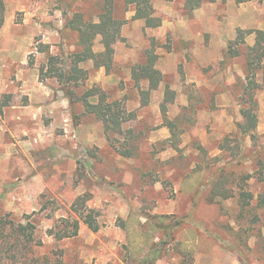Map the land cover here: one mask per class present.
Returning a JSON list of instances; mask_svg holds the SVG:
<instances>
[{
  "label": "rangeland",
  "instance_id": "obj_1",
  "mask_svg": "<svg viewBox=\"0 0 264 264\" xmlns=\"http://www.w3.org/2000/svg\"><path fill=\"white\" fill-rule=\"evenodd\" d=\"M5 1L0 99L12 100L0 112V216L36 225V254L52 256L49 264H138L150 252L156 264H264V58L250 79L247 56L256 42L249 32L264 31V0L207 1L194 11L154 0L162 19L154 28L118 2L127 22L111 69L81 62L88 77L76 91L95 88L91 102L104 92L120 103L128 118L120 133L72 103L56 77L39 76L50 54L55 67H70L79 36L71 22H97L103 0ZM149 52L162 81L143 105L149 82L137 84L132 70ZM36 85L48 96L31 102ZM245 109L258 120L246 133ZM243 193L252 195L247 206ZM89 212L98 231L83 219ZM76 221L77 236L49 234L72 232Z\"/></svg>",
  "mask_w": 264,
  "mask_h": 264
},
{
  "label": "trees",
  "instance_id": "obj_2",
  "mask_svg": "<svg viewBox=\"0 0 264 264\" xmlns=\"http://www.w3.org/2000/svg\"><path fill=\"white\" fill-rule=\"evenodd\" d=\"M175 1V0H167ZM184 3V8L189 11H194L204 2H214L217 0H181ZM122 2L126 6H133L135 19L144 20L147 27H158L162 24V19L156 14L154 0H103V9L99 15V20L83 21L76 16L71 22L72 28L75 29L79 36L77 41L78 51L73 55L70 62V67H55L57 55L50 54L46 65H42L39 69L41 81L47 77H56L61 84V89L64 91L72 103L83 101L86 107L92 108L95 116L103 122L107 133H120L123 129V123L128 120L124 117V111L121 109L120 103L107 101L104 92L99 93V98L96 103L91 102L89 98H94L99 92L95 88L88 89L84 95L77 94V89L82 85L83 80L88 77V70L80 67V63L89 59L94 60L95 66H105L107 71H110L113 62V46L123 40L122 27L127 22V19L119 18L116 15V4ZM6 1L0 0V30L6 22ZM80 17V16H79ZM256 33V42L249 46L247 56L249 59L248 65L250 70V79L257 73L260 68L261 60L264 58V31L254 30L249 33ZM243 33V32H242ZM97 36H101V43L104 46V51L96 53L94 44ZM240 44L245 43L244 36L239 37ZM250 50V52H249ZM157 55L152 52L148 53L147 61L133 67L132 77L140 84L141 81L147 80L149 87L147 90H142V104L149 103V95L152 91L158 89L162 81V72L155 66ZM254 82V81H253ZM258 88V87H253ZM173 91L167 89L164 102L162 104L163 112L166 116L167 103L172 98ZM12 95L7 94L0 99V112L2 113L6 106L11 104ZM246 123L241 124L240 128L243 132H249L257 125V115L253 109H245L243 111ZM245 194V193H243ZM243 197L244 206L250 204V193ZM259 206L264 207V193L259 198ZM9 215L0 216V264H49L52 256L46 254L38 256L37 248L43 244V241L36 238V225L32 221L27 223L17 222L14 218H8ZM85 223L93 231H98L100 225L92 212L85 214L83 217ZM79 233V222L74 224V230L65 232L63 235L55 234L53 230L49 231L50 235H55L56 238H64L77 236ZM264 248V236L261 237ZM157 256L150 252L138 264H156Z\"/></svg>",
  "mask_w": 264,
  "mask_h": 264
},
{
  "label": "crops",
  "instance_id": "obj_3",
  "mask_svg": "<svg viewBox=\"0 0 264 264\" xmlns=\"http://www.w3.org/2000/svg\"><path fill=\"white\" fill-rule=\"evenodd\" d=\"M9 18H10V16H9ZM9 18H8V20H9ZM6 22H8V21L6 20ZM38 83L42 84L39 81H38ZM37 86L38 85H36V88L34 89V91H31V93H29L30 94V100H31V102H33V99L34 98H38V97H42V96H44V97L48 96V93L46 91H43L42 92L40 88L39 89L37 88ZM62 100L69 105L70 101L68 100V98L61 97V99H59V104H61L63 102ZM45 104L46 105L48 104V99L45 102Z\"/></svg>",
  "mask_w": 264,
  "mask_h": 264
}]
</instances>
